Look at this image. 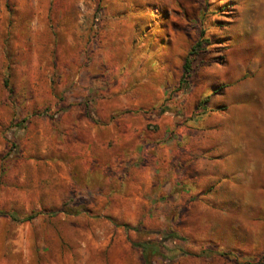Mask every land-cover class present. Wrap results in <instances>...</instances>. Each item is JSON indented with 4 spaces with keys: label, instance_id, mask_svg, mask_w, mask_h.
Wrapping results in <instances>:
<instances>
[{
    "label": "rangeland",
    "instance_id": "obj_1",
    "mask_svg": "<svg viewBox=\"0 0 264 264\" xmlns=\"http://www.w3.org/2000/svg\"><path fill=\"white\" fill-rule=\"evenodd\" d=\"M145 243L264 264V0H0V264Z\"/></svg>",
    "mask_w": 264,
    "mask_h": 264
},
{
    "label": "trees",
    "instance_id": "obj_2",
    "mask_svg": "<svg viewBox=\"0 0 264 264\" xmlns=\"http://www.w3.org/2000/svg\"><path fill=\"white\" fill-rule=\"evenodd\" d=\"M202 46H203V43L199 42L195 46V48L192 50V53L190 54V57H193V58L197 57L199 52H200V49L202 48ZM190 62H191V60H189V59L186 62L185 73H184V76H183V79H182V84H186V81L189 78V75H190V64H191ZM4 215L8 216V217H11L14 221H16V218L14 216L6 215V214H4ZM34 218L35 217H29V218L25 219L23 222H30ZM141 247H142V249L144 251L143 259H144L145 264H151L150 261H149V253H150L151 250L154 249L153 244L145 243ZM217 255L222 256V257H228V258L233 257V254H231V253H218Z\"/></svg>",
    "mask_w": 264,
    "mask_h": 264
}]
</instances>
